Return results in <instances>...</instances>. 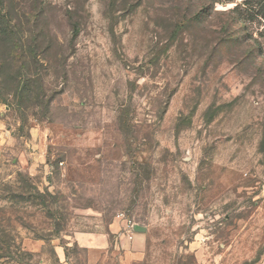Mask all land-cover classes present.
I'll return each mask as SVG.
<instances>
[{
	"label": "rangeland",
	"instance_id": "1",
	"mask_svg": "<svg viewBox=\"0 0 264 264\" xmlns=\"http://www.w3.org/2000/svg\"><path fill=\"white\" fill-rule=\"evenodd\" d=\"M0 19L41 61L27 102L0 81V264H264V0Z\"/></svg>",
	"mask_w": 264,
	"mask_h": 264
},
{
	"label": "trees",
	"instance_id": "2",
	"mask_svg": "<svg viewBox=\"0 0 264 264\" xmlns=\"http://www.w3.org/2000/svg\"><path fill=\"white\" fill-rule=\"evenodd\" d=\"M73 32L72 38H75L78 34L76 26ZM21 33L10 21L0 19V81L4 85V79L9 76L10 85L5 84L4 86L10 88L11 94L24 103L30 97L26 96L25 86H20L22 84L20 80L24 76L23 72L26 74L28 83L39 81L40 75L35 70L40 66L41 61L39 56L35 58V52L27 51V40ZM29 56L33 59L34 65L31 64ZM7 69H9V75Z\"/></svg>",
	"mask_w": 264,
	"mask_h": 264
},
{
	"label": "crops",
	"instance_id": "3",
	"mask_svg": "<svg viewBox=\"0 0 264 264\" xmlns=\"http://www.w3.org/2000/svg\"><path fill=\"white\" fill-rule=\"evenodd\" d=\"M100 240V242L102 243L103 240L100 238L98 239ZM43 246L42 241L38 240V239H27V247L29 248L30 251L32 252H37L39 249H41Z\"/></svg>",
	"mask_w": 264,
	"mask_h": 264
},
{
	"label": "built area",
	"instance_id": "4",
	"mask_svg": "<svg viewBox=\"0 0 264 264\" xmlns=\"http://www.w3.org/2000/svg\"><path fill=\"white\" fill-rule=\"evenodd\" d=\"M118 218H119V216H118Z\"/></svg>",
	"mask_w": 264,
	"mask_h": 264
}]
</instances>
